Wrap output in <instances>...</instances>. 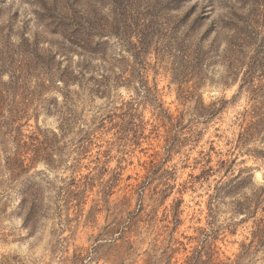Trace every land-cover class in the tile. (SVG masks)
I'll return each mask as SVG.
<instances>
[{
    "label": "rangeland",
    "instance_id": "374dc122",
    "mask_svg": "<svg viewBox=\"0 0 264 264\" xmlns=\"http://www.w3.org/2000/svg\"><path fill=\"white\" fill-rule=\"evenodd\" d=\"M0 264H264V0H0Z\"/></svg>",
    "mask_w": 264,
    "mask_h": 264
},
{
    "label": "trees",
    "instance_id": "16d2710c",
    "mask_svg": "<svg viewBox=\"0 0 264 264\" xmlns=\"http://www.w3.org/2000/svg\"><path fill=\"white\" fill-rule=\"evenodd\" d=\"M68 42H70L72 45L74 44L73 42H71L69 39H68Z\"/></svg>",
    "mask_w": 264,
    "mask_h": 264
}]
</instances>
